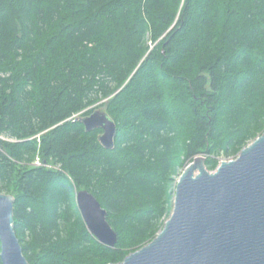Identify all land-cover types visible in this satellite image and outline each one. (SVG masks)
Returning a JSON list of instances; mask_svg holds the SVG:
<instances>
[{
  "label": "trees",
  "instance_id": "trees-1",
  "mask_svg": "<svg viewBox=\"0 0 264 264\" xmlns=\"http://www.w3.org/2000/svg\"><path fill=\"white\" fill-rule=\"evenodd\" d=\"M94 106L113 150L77 121ZM263 133L264 0H0V193L30 264L122 262L170 215L179 154L214 171ZM80 190L115 248L89 233Z\"/></svg>",
  "mask_w": 264,
  "mask_h": 264
},
{
  "label": "water",
  "instance_id": "water-1",
  "mask_svg": "<svg viewBox=\"0 0 264 264\" xmlns=\"http://www.w3.org/2000/svg\"><path fill=\"white\" fill-rule=\"evenodd\" d=\"M86 132L101 130L100 144L116 146L117 124L101 109L80 116ZM199 155L176 180L173 210L148 244L118 264H264V133L238 157L214 171ZM76 203L89 233L115 248L118 235L108 212L88 190L76 192ZM15 197L0 193L2 264H30L15 231Z\"/></svg>",
  "mask_w": 264,
  "mask_h": 264
},
{
  "label": "rangeland",
  "instance_id": "rangeland-1",
  "mask_svg": "<svg viewBox=\"0 0 264 264\" xmlns=\"http://www.w3.org/2000/svg\"><path fill=\"white\" fill-rule=\"evenodd\" d=\"M92 110L93 109H101V110H103V111H106V109H105V107H98V106H94V107H92L91 108ZM177 142L179 143V144H183V140H184V135H183V132L182 131H179L178 132V135H177ZM206 158L208 157V156H205ZM238 157V156H237ZM237 157H233V158H231V159H227V158H225L224 156H220V157H216L218 160H219V162L221 163L222 161H228V160H233V159H236ZM178 160H179V167H178V171H177V175L175 176V180H177L178 178H179V176H180V174L185 170V168L194 160V159H192V160H189V161H185V157L184 156H181V154H179V156H178ZM219 163V164H220ZM35 165H42V162L39 160V158H37L36 159V161H35V163H34ZM52 166V168H56L55 166H53V165H51ZM173 200H174V198H173ZM172 210H173V204H172V207H171V212H170V215H171V213H172ZM170 215L167 217V219L170 217ZM166 219V220H167ZM166 220L162 223V225L164 226V223L166 222ZM163 226H161L162 228H163ZM162 230V229H161Z\"/></svg>",
  "mask_w": 264,
  "mask_h": 264
}]
</instances>
